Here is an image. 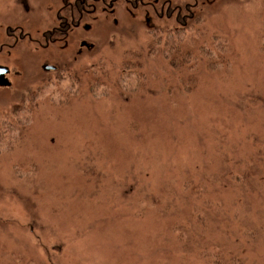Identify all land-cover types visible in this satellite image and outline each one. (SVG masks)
<instances>
[{
  "label": "rangeland",
  "instance_id": "rangeland-1",
  "mask_svg": "<svg viewBox=\"0 0 264 264\" xmlns=\"http://www.w3.org/2000/svg\"><path fill=\"white\" fill-rule=\"evenodd\" d=\"M115 8L87 22L105 85L57 88L42 68L56 44L30 29L15 47L29 16L0 0V264H209L207 243L264 264V0H173L172 18ZM175 34L192 69L160 54ZM202 205L208 226L189 234Z\"/></svg>",
  "mask_w": 264,
  "mask_h": 264
},
{
  "label": "flooded vegetation",
  "instance_id": "flooded-vegetation-1",
  "mask_svg": "<svg viewBox=\"0 0 264 264\" xmlns=\"http://www.w3.org/2000/svg\"><path fill=\"white\" fill-rule=\"evenodd\" d=\"M119 0H13V3L18 5L19 12L27 13L29 18L35 17L36 19L25 18L17 28L20 29V33L14 38L15 47L31 38L30 29L41 33L40 47L48 49L52 44H56L55 55L59 58V61L54 64H45L43 70L54 76L49 78L47 83L62 84V81L67 78L68 84L73 89L78 87L77 81L74 83V76L76 75L75 70L80 69L83 65L92 66L96 59L95 44L89 43L86 33L89 34L93 30V21H97L100 16L115 13V4ZM131 4L133 9H140L144 5H148L152 11L160 17L167 16L172 18L174 10L172 8L173 0H155V4L148 3L144 4L143 0H125ZM157 4H160L158 6ZM157 5V6H156ZM23 10V11H21ZM54 11L55 20L52 12ZM17 13L14 15L16 16ZM39 19L40 23L37 21ZM87 22H91L87 23ZM147 24H150L149 19L146 17ZM25 24V25H24ZM40 26V28H39ZM27 27V28H26ZM41 28H44L41 31ZM79 39H81L79 41ZM28 41V40H27ZM29 43H32L29 41ZM28 46L27 44H25ZM27 51V50H26ZM28 52V51H27ZM29 53V52H28ZM0 66L7 68L9 71L5 74V78L8 79L10 88L12 86L11 74L12 70L5 64ZM50 67V69H46ZM43 72V73H45ZM61 76V77H59ZM28 88L27 95L31 89L29 82L26 83ZM58 88V87H57ZM66 89V88H62ZM25 91V90H24ZM23 91V92H24Z\"/></svg>",
  "mask_w": 264,
  "mask_h": 264
},
{
  "label": "trees",
  "instance_id": "trees-1",
  "mask_svg": "<svg viewBox=\"0 0 264 264\" xmlns=\"http://www.w3.org/2000/svg\"><path fill=\"white\" fill-rule=\"evenodd\" d=\"M180 14H181V11L178 10L177 15L180 16ZM178 16H177V19H178ZM171 37H172L173 45H170V43L172 44V41L168 40L166 42V46H168V47L170 46V47L173 48V49L170 48L172 50V58H170V51L169 50H168V52H165L164 50H162L160 52V54L165 58V60L167 62H169L170 66L173 67V70L174 69L175 70H179V69L183 68L184 65L188 66V70L192 69L194 66H196L197 65L196 63H192V62L186 63L185 62L186 57L182 58V56H180V54L174 52V51H176V49L174 50L173 46L176 43V48L179 47V43L181 42V40L177 39L176 34L173 35V36L172 35L169 36V39ZM159 41H160V39H159ZM185 41L192 43L191 41H189L187 39ZM177 50H180V49L177 48ZM156 52L157 51H155L154 54ZM214 61H215L214 63H210L208 65L209 67H213V71L216 70L218 72V71H220V68L224 67L223 66L224 64H228L229 65V61L226 62V63H223V61L224 62L226 61V60H223V59H219L218 61L214 60ZM99 62L95 61V63L92 66H90L89 69H87V67H85L84 68V72H82V73H80V69L75 70L76 75L73 78V79H75L74 83L77 81L78 86H79L80 83H82L83 80H85L86 78L90 77V87L97 88L99 85H105V83L102 82L101 80H99L98 76L95 75V73H93V68H98L99 66H96V65H99L100 64ZM106 62H108V60ZM106 62L105 63L103 62V63L106 64ZM108 64H110V63H108ZM125 64H126V62H125ZM179 64H181V65H179ZM124 65H122V71H126V69H127L126 65H125V68H124ZM101 74H102L101 78L104 77L105 79L110 80L109 79L110 72H108L106 70H103V73L101 72ZM116 78H117V76H116ZM184 88L188 89V86L184 87ZM74 89H78V88L74 87ZM62 90H64V89H62ZM65 90L66 91H70L68 89H65ZM89 91H90V89H89ZM66 96H70V93L66 94ZM27 97H31L33 99L34 91H30ZM32 99L30 101H32ZM19 107L21 109H23L24 111H29L27 115H29L30 117H32V113L37 110V109H35L33 111V108L36 107V105H33L32 107L20 106V104L16 105V108H19ZM2 114H4V112H2ZM5 116L9 117V114H6ZM206 207H207L206 205H202L201 208H200V206H195L194 207V209H195V213H194L195 221L193 223H191L192 224V228L190 229L191 225H190L189 222H188L189 226L186 225V229H188V233L189 234L191 233L192 229L195 228V227L206 228L208 226V225H206V221H205L206 220V216L202 213V211H200V209H204ZM179 229H182L181 225H179ZM200 231H202V230H200ZM202 232H204V231H202ZM241 246L243 247V245H241ZM226 256L228 257V259H227L228 261L225 260ZM197 257L202 259V260H204L206 263H209V264H243L246 261V258L244 256H242L238 251L234 250L233 248H231V247H229L227 245H224L223 247H220L218 244H213V243H207L205 245L200 246V249H199V252L197 254Z\"/></svg>",
  "mask_w": 264,
  "mask_h": 264
},
{
  "label": "water",
  "instance_id": "water-1",
  "mask_svg": "<svg viewBox=\"0 0 264 264\" xmlns=\"http://www.w3.org/2000/svg\"><path fill=\"white\" fill-rule=\"evenodd\" d=\"M46 69H50V67H46ZM8 69L5 67L0 66V86L1 87H8L10 82L8 79L5 78V74L8 73Z\"/></svg>",
  "mask_w": 264,
  "mask_h": 264
}]
</instances>
